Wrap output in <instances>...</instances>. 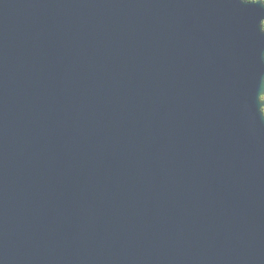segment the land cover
Returning <instances> with one entry per match:
<instances>
[{
    "label": "water",
    "instance_id": "obj_1",
    "mask_svg": "<svg viewBox=\"0 0 264 264\" xmlns=\"http://www.w3.org/2000/svg\"><path fill=\"white\" fill-rule=\"evenodd\" d=\"M264 0H0V264H264Z\"/></svg>",
    "mask_w": 264,
    "mask_h": 264
},
{
    "label": "trees",
    "instance_id": "obj_2",
    "mask_svg": "<svg viewBox=\"0 0 264 264\" xmlns=\"http://www.w3.org/2000/svg\"><path fill=\"white\" fill-rule=\"evenodd\" d=\"M263 24H264V22H263ZM264 96V95H263ZM263 96H262V99H263ZM263 111H264V107H263Z\"/></svg>",
    "mask_w": 264,
    "mask_h": 264
},
{
    "label": "rangeland",
    "instance_id": "obj_3",
    "mask_svg": "<svg viewBox=\"0 0 264 264\" xmlns=\"http://www.w3.org/2000/svg\"><path fill=\"white\" fill-rule=\"evenodd\" d=\"M264 25V24H263ZM263 99H264V96H263Z\"/></svg>",
    "mask_w": 264,
    "mask_h": 264
}]
</instances>
